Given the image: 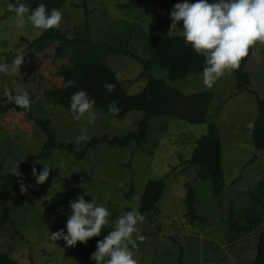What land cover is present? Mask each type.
<instances>
[{"label": "rangeland", "instance_id": "rangeland-1", "mask_svg": "<svg viewBox=\"0 0 264 264\" xmlns=\"http://www.w3.org/2000/svg\"><path fill=\"white\" fill-rule=\"evenodd\" d=\"M9 5V0H0V63L11 64L17 55L24 56L19 71L0 74V103L3 99L9 102L8 96L17 88L28 90L35 116L50 119L57 141L72 145L73 150L54 149L50 158L39 161L37 173L43 163L51 167L43 184H37L30 174L26 182L13 186L9 219L0 227V253L18 264H76L73 256L66 255L62 238L50 239L51 232L63 229L66 233L69 201L83 194L85 200L106 207L112 230L119 216L133 208L139 211L147 183L160 180L165 189L158 211L142 214L143 222L137 228L144 239L135 241L134 248L129 246L137 264H243L252 259L257 234L242 237L233 247L227 231L231 214L257 206L264 211V152L253 144L258 100L264 98V43L253 46L246 66L249 90L240 93L231 71L206 87L202 74L171 80L166 70L152 65L147 74L186 94L211 93L206 121L192 124L152 117L149 136L141 146H110L101 141L80 157L76 152L92 138L112 140L136 131L144 113L133 110L116 118L93 110L91 122L86 118L76 121L71 112L48 101L45 91L61 84L78 57L107 65L124 81L129 94L139 93L147 83L141 73L151 57L149 38L181 36L182 21L171 33L170 25L152 28L170 18L171 9L157 0H67L60 10L58 29L69 43L47 40L41 47L29 49V42L42 31L27 20L17 27L15 14H8ZM75 39L77 43L72 42ZM210 124L222 141L224 185L219 194L211 179L199 177V167L190 162L197 139L209 133ZM82 131L88 139L77 144L75 138ZM45 137L23 113H0V176L28 163L27 157L41 150ZM189 188L195 193L194 220L185 203ZM130 189L133 193L127 197ZM1 198L0 182V216Z\"/></svg>", "mask_w": 264, "mask_h": 264}, {"label": "trees", "instance_id": "trees-1", "mask_svg": "<svg viewBox=\"0 0 264 264\" xmlns=\"http://www.w3.org/2000/svg\"><path fill=\"white\" fill-rule=\"evenodd\" d=\"M67 0H19L25 3L29 10L34 9L39 3L46 5V10L56 8L61 10ZM135 0H132L134 2ZM13 5L18 0H9ZM183 0H157V4H162L169 9H173L176 3H182ZM195 2V0H188ZM8 14H15L14 10H8ZM171 19H167L160 24H152L155 30L169 27ZM60 41L69 43V40L63 33L57 29H49L42 31L41 35L29 42V49L41 47L47 41ZM75 39L74 43H77ZM151 52V57L145 61L144 70L141 73L146 77V85L137 94H129L126 91L124 81L117 76V73L110 67L102 63H94L75 58L74 64L68 70L62 79L60 85L53 89L45 91V97L48 101L64 107L69 110V98L72 93L78 90H85L91 99L94 100L93 110L103 111L116 118H124L133 110H140L144 113V117L137 122V130L126 134L121 138L112 140L107 138H92L81 151L76 152L78 156H85L90 148L95 147L101 141L110 146L126 147L131 144L141 146L144 140L149 136L151 129L150 119L156 116H165L184 120L188 123L199 124L206 121L208 107L210 106L212 95L209 92L200 91L186 94L178 88L167 84L162 79L156 78L154 75L147 74L152 65L164 69L169 73L171 80L186 79L190 75H201L204 65V57L196 54L190 45L185 44L182 35L175 37H151L147 44ZM253 54V46L249 48V53L240 62V67L231 71L237 84L236 92L249 90L250 76L246 71V66ZM140 75V76H141ZM71 80L72 85L65 87L67 81ZM104 83H112L115 85L113 91L108 93L104 87ZM6 99L0 103V113L14 112L23 113L26 118L40 128L45 141L41 146V150L37 154H31L27 157L28 163L19 167L17 174H7L0 176L1 182V206L2 213L0 216V227L9 219V199L11 190L15 184H21L27 181L28 176L32 174L33 167L38 172L39 161L50 158L54 149H63L66 147L69 151L73 150V146H64L63 143L57 141V135L52 127L50 119H42L35 116L32 106L28 110H24L12 101L6 102ZM115 101L120 111L118 114L108 112V105ZM35 107V106H34ZM38 108L41 106H37ZM35 108V109H38ZM253 144L257 150L264 152V98L258 100V115L253 125ZM191 164L199 167V177L210 178L215 193L219 194L223 190L224 172L222 165V141L217 134L214 124H210L209 133L197 139L196 147L193 151ZM165 183L160 180H150L140 198L139 212L147 214L149 212H157V203L164 194ZM133 190L130 189L127 197H131ZM189 215H194L195 193L189 188L188 195L185 199ZM195 216L193 217L194 220ZM111 231L107 227L99 236H94L87 240L86 243L78 242L76 246H67L64 241L63 246L67 256H73L76 264H95L90 259L91 254L96 250V243ZM257 234V244L255 248L256 255L243 264H264V211L257 207L245 213L234 215L231 214L228 221L227 241L231 246H235L237 241L242 237L250 234ZM237 246V245H236ZM239 249H242L240 247ZM244 251V247H243ZM0 264H18V262L6 253H0Z\"/></svg>", "mask_w": 264, "mask_h": 264}, {"label": "clouds", "instance_id": "clouds-1", "mask_svg": "<svg viewBox=\"0 0 264 264\" xmlns=\"http://www.w3.org/2000/svg\"><path fill=\"white\" fill-rule=\"evenodd\" d=\"M9 9L15 12L17 27H22L27 20L33 28L47 31L59 28L62 23L61 11L56 8L46 10L44 3L29 10L25 3L18 0L14 8L9 5ZM170 19L169 33L177 28V22L182 21L181 35L185 44L204 57L202 79L206 87H211L226 72L238 69L250 47L257 42L264 43V0H195L191 3L183 0L174 5ZM23 56L17 55L11 64L0 63V74L11 75L19 71ZM71 85L72 81L69 80L65 87ZM103 87L111 93L115 85L104 83ZM8 99L24 110L31 106V97L26 89L17 88ZM94 103L85 90L72 93L69 98L72 119L80 121L86 118L91 122L95 118ZM119 111L115 101L108 105L109 113L118 114ZM87 139L82 131L75 142L79 144ZM43 164L39 173L35 167L32 169L37 184H43L49 177L51 167ZM13 174H17L15 170ZM21 191H25L23 185ZM68 207L71 214L66 221V233L62 229L50 235V239L55 241L62 238L67 246H75L78 241L86 243L88 239L99 236L110 223V211L93 200H85L83 194L70 200ZM143 219V215L135 208L119 216L114 228L97 241L96 250L90 259L95 264H137L129 246L134 248L135 241L144 239L137 228Z\"/></svg>", "mask_w": 264, "mask_h": 264}]
</instances>
